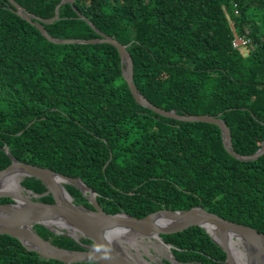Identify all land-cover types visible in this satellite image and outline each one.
<instances>
[{
	"label": "trees",
	"instance_id": "trees-1",
	"mask_svg": "<svg viewBox=\"0 0 264 264\" xmlns=\"http://www.w3.org/2000/svg\"><path fill=\"white\" fill-rule=\"evenodd\" d=\"M11 1L29 21L0 0V170L9 155L78 178L107 214L143 218L200 207L264 236V153L238 160L216 125L164 117L134 102L112 45L51 43L32 26L58 42L102 35L124 45L132 84L148 104L176 116L218 117L232 150L246 157L264 147V0ZM233 30L248 32L245 53L233 47ZM20 184L46 191L35 178ZM63 188L74 204L93 208L74 187ZM33 230L66 250L93 245L42 225ZM160 237L179 263L225 264L200 227ZM0 264L64 263L0 235Z\"/></svg>",
	"mask_w": 264,
	"mask_h": 264
},
{
	"label": "water",
	"instance_id": "water-1",
	"mask_svg": "<svg viewBox=\"0 0 264 264\" xmlns=\"http://www.w3.org/2000/svg\"><path fill=\"white\" fill-rule=\"evenodd\" d=\"M14 9L15 14L23 20L29 21L23 11L20 10L11 0H6ZM73 0H63L59 6L63 4H72ZM58 6V7H59ZM58 7L56 9H58ZM57 16L49 21H40L41 24H48L56 21ZM38 33L51 43H84L95 44L105 43L112 45L118 52L121 59L122 72L121 76L125 81L128 91L133 97L134 102L150 108L154 112L164 117L174 118L181 121L203 122L216 125L221 130L222 142L225 150L234 158L243 161H252L264 153V147H261L256 153L251 156H240L231 148L230 132L225 123L218 117L208 115L198 116H176L172 111L164 112L160 109L152 107L146 100L137 93L132 84V61L124 45L112 40L108 37L100 35L99 40L89 42L64 41L58 42L48 38L39 25L32 24ZM6 153V150L3 149ZM8 155V154H7ZM10 158V163L4 169L0 170V179L5 176L17 175L31 177L39 180L48 195L51 196L52 202L46 203L24 198L20 194L13 195L7 192L0 191V199L7 198L12 201L9 204H0V235L9 236L16 239L25 250L35 252L41 258L55 260L64 264H76L81 262H95L97 264H144L145 259H134L128 255L118 244L114 245L112 240L108 238L114 230L133 231L136 234L144 237H152L157 239L161 245L169 250L171 254V264H182L175 260L171 253L172 246L165 243L160 237L164 234H172L181 232L190 227H200L210 236L211 240L217 244L225 253V264H235L231 254L227 250L225 244L227 234L242 238L247 244L255 247V252L252 254L254 263L258 264L262 258L264 260V236L256 230L224 220L215 214L207 212L200 207H192L187 210L167 211L158 210L143 218H134L123 212L118 214H107L103 209L96 204L94 193L87 188L78 178H68L57 173H53L47 169L17 162ZM48 174H53L63 180V183L70 185L79 191L82 197L93 208H85L82 205L73 203L72 198L64 190L60 188L62 194H59V188L54 186L48 178ZM75 182L80 183L86 190L87 195L75 185ZM23 190H25L23 188ZM27 193H32L25 190ZM37 197V194H35ZM154 216L160 217L163 225H154L151 221ZM56 221L57 228L61 227L69 233L58 232L55 227H50L49 222ZM66 224L67 226H65ZM35 225H42L56 235H66L73 238L75 241L79 238H85L92 242V247H85L82 250H66L59 248L49 240L41 238L34 230ZM209 226L218 238H214L206 229ZM250 263V262H249ZM165 264V263H160Z\"/></svg>",
	"mask_w": 264,
	"mask_h": 264
},
{
	"label": "bare ground",
	"instance_id": "bare-ground-1",
	"mask_svg": "<svg viewBox=\"0 0 264 264\" xmlns=\"http://www.w3.org/2000/svg\"><path fill=\"white\" fill-rule=\"evenodd\" d=\"M48 178H49V181L54 186L59 188V194L58 195H60V193L62 194V191H60V188L62 187L63 180H61L59 177H57L53 174H48ZM75 185L83 192L84 195H87L85 188L80 183L75 182ZM21 190L22 189L18 184V176L17 175L5 176L2 179H0V191L7 192V193H10L13 195H17V194L21 195ZM151 222L154 225H163L164 224V221L160 217H157V216H154L152 218ZM48 224L50 227H55L58 223L56 221H53V222H49ZM64 225L67 226L66 224H64ZM205 227L212 234V236L214 238H218L217 235L215 234V232L213 231V229H211L209 226H205ZM68 231L71 232V230L69 228H68ZM150 238H152V237L140 236L133 231L114 230L108 239L112 240V243L114 245H116V244L120 245L121 243H124L125 248L134 249L137 252V255L139 256V254H138L139 249L138 248L144 247V243L147 242L145 240L150 239ZM149 242H152V241H149ZM152 243H154V242H152ZM225 244H226L227 250H228L229 254H231L235 264H255L254 259L252 258V254L255 252V249H254L255 247L247 244L242 238L227 234ZM164 255H166V254H164ZM138 259L142 263L141 258L138 257ZM258 264H264L263 258L261 261L259 260Z\"/></svg>",
	"mask_w": 264,
	"mask_h": 264
},
{
	"label": "rangeland",
	"instance_id": "rangeland-1",
	"mask_svg": "<svg viewBox=\"0 0 264 264\" xmlns=\"http://www.w3.org/2000/svg\"><path fill=\"white\" fill-rule=\"evenodd\" d=\"M243 53L246 52V50L242 51ZM24 176H18V184L20 186V182L24 179ZM64 183L62 184L63 187ZM21 187V196H23L24 198L30 199V200H35V201H40V198H51L50 195L47 194V192L45 191V193L43 194H37V197L35 194L32 195V193L28 194L25 190H23L22 186ZM25 191V192H24ZM29 195V196H28ZM55 229L58 232L61 233H69L67 232L65 229L59 227H55ZM75 237H77L78 239H80L78 237V235L74 234ZM144 243V247H139L138 249V254L134 249H127L125 248L124 243H121L119 246L125 250V252L132 256L134 259L138 260V257L145 259V263L144 264H160V263H165V264H171L172 258H171V254L169 252L168 249H166L163 245H161V243L154 239V238H150V239H146ZM152 241V242H149ZM155 244V245H154ZM158 245V246H157ZM142 248V249H141ZM166 252V253H165ZM166 254V255H164ZM149 255V256H148ZM166 256V257H165Z\"/></svg>",
	"mask_w": 264,
	"mask_h": 264
},
{
	"label": "built area",
	"instance_id": "built-area-1",
	"mask_svg": "<svg viewBox=\"0 0 264 264\" xmlns=\"http://www.w3.org/2000/svg\"><path fill=\"white\" fill-rule=\"evenodd\" d=\"M232 10L234 12V14H237L236 10H237V6L235 4H232ZM230 26L233 29V23L230 22ZM233 34H234V40H233V47L234 48H239V50H243L247 45L250 44V41L248 39V32H245V36L244 37H239L236 32L233 30Z\"/></svg>",
	"mask_w": 264,
	"mask_h": 264
},
{
	"label": "clouds",
	"instance_id": "clouds-1",
	"mask_svg": "<svg viewBox=\"0 0 264 264\" xmlns=\"http://www.w3.org/2000/svg\"><path fill=\"white\" fill-rule=\"evenodd\" d=\"M64 185H66V184H64ZM28 194H29V193H28ZM32 194H34V193H32ZM92 246H93V245H92ZM92 246H91V247H92ZM85 247H89V246H85ZM85 247H84V248H85ZM182 264H183V263H182Z\"/></svg>",
	"mask_w": 264,
	"mask_h": 264
}]
</instances>
